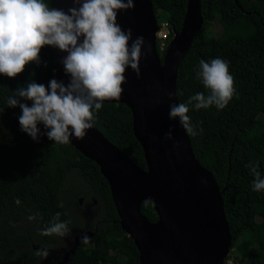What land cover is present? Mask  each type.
Returning a JSON list of instances; mask_svg holds the SVG:
<instances>
[{
	"label": "trees",
	"instance_id": "16d2710c",
	"mask_svg": "<svg viewBox=\"0 0 264 264\" xmlns=\"http://www.w3.org/2000/svg\"><path fill=\"white\" fill-rule=\"evenodd\" d=\"M42 2L50 7L51 0ZM152 2L159 29L169 24V46L183 27L188 0ZM201 2L204 27L180 65L178 99L179 103H187L198 92L208 94L197 77L201 59L228 62L234 79L233 98L222 110L215 106L196 110L190 105L188 114L198 126L197 135L190 139L198 161L225 191V213L233 238L225 264H264V191L252 190L254 177L247 167L250 161L258 162L264 178V123L259 119L264 114V0ZM161 15L164 20H160ZM215 20L228 26V38L219 39L209 33ZM157 48L163 59L166 50H161L159 39ZM39 59V66L32 62L15 78L0 74V264H42L41 257L35 255L42 248L56 254L57 260L69 252L68 264H140L139 251L120 225L110 186L99 166L70 143L49 140L42 123L38 124L39 139L34 141L21 130L22 110L8 107L7 99L29 81L47 87L50 80L56 79L53 46H44ZM23 102L31 106L30 101ZM93 126L140 168L147 169L126 105L103 102L102 109L93 112ZM71 183L81 189L77 196H89L92 209L97 211L88 227L95 233L94 238L82 244L74 256L71 250L75 243L56 248L60 236L27 235V227L23 226L32 221L40 232L57 212L61 213V221L72 223L65 202ZM141 211L149 221H158L152 201L144 202ZM29 216L37 218L29 220Z\"/></svg>",
	"mask_w": 264,
	"mask_h": 264
},
{
	"label": "water",
	"instance_id": "95a60500",
	"mask_svg": "<svg viewBox=\"0 0 264 264\" xmlns=\"http://www.w3.org/2000/svg\"><path fill=\"white\" fill-rule=\"evenodd\" d=\"M72 3L51 0L50 8L67 10ZM134 5L133 9L120 11L117 23L125 31L131 29L134 39L145 38L140 76L126 69L120 98L104 102L124 104L130 109L134 135L144 151L147 169L140 168L94 126L85 130L84 137L70 136L69 143L99 166L110 186L120 225L139 251L140 264H225L233 244L225 213V191L196 158L190 136L179 120L169 118L170 105L179 104L180 65L204 27L202 2L188 0L183 27L163 59L157 48L159 26L152 0H134ZM53 49L56 80L67 85L70 76L62 64L67 53ZM170 130L173 139H165ZM146 201L155 204L157 222L142 214ZM85 234L90 240L95 235L92 231ZM81 236L75 238L73 256L82 245ZM69 260L70 253L66 252L59 264H68Z\"/></svg>",
	"mask_w": 264,
	"mask_h": 264
},
{
	"label": "clouds",
	"instance_id": "9594fccd",
	"mask_svg": "<svg viewBox=\"0 0 264 264\" xmlns=\"http://www.w3.org/2000/svg\"><path fill=\"white\" fill-rule=\"evenodd\" d=\"M134 6V0H73L72 6L64 10L50 8L42 0H0V74L15 78L30 63L36 62L39 66L44 46H54L67 53L62 60L70 76L67 85L56 79L50 80L47 87L29 81L7 99L8 107L22 110L21 130L34 141L39 139L40 123L48 130V139L58 144L69 143L70 136L84 137L85 130L93 127L94 110H101L106 100L120 98L126 69L134 70L139 78L145 38L134 39L131 29L125 31L117 23L120 11ZM197 77L208 94L198 92L187 103L172 104L169 108V118L179 120L189 136L197 135L198 127L188 114L190 105L196 110L211 106L222 110L234 93L228 62L220 58L210 62L201 59ZM23 101H30L31 106ZM165 139H173L171 130ZM247 167L254 177L252 190L264 191L259 163L250 161ZM15 203L19 205L20 200ZM60 217V212L55 213L50 225L39 234L68 235L71 221H61ZM36 218L28 217L29 220ZM89 240L88 235L81 236V244L86 245ZM35 255L47 258L49 251L37 249Z\"/></svg>",
	"mask_w": 264,
	"mask_h": 264
},
{
	"label": "rangeland",
	"instance_id": "374dc122",
	"mask_svg": "<svg viewBox=\"0 0 264 264\" xmlns=\"http://www.w3.org/2000/svg\"><path fill=\"white\" fill-rule=\"evenodd\" d=\"M162 19L163 20L165 19L163 15H161L160 17V20ZM229 31L230 29L228 28V26L222 25L220 22H218V20H215L209 30V33L216 38L225 39L229 37L230 35ZM167 32L168 31H166V29L163 28L164 35ZM259 119L264 123V114L260 115ZM79 188L80 187H77V185L71 183L70 189L66 195V200H65L66 206L73 222L69 226L70 229L69 234L60 238L59 240L60 244L55 245L56 248L63 247L65 245L69 247L73 245V243H75V238L78 235H83L85 234V232L90 231V229H88L89 224L93 222V219L97 214V211L92 209V205L89 202V198H90L89 196H85L83 193L77 196L78 192L81 190ZM80 200H82V203ZM17 224H21V222ZM23 226L27 227L24 229V232L27 235H29L30 232H34V234H39V231L37 230V228L35 227L32 221L26 223ZM55 255L54 253H50L47 258L41 257V263L59 264L61 261H63L62 259L57 260ZM230 261H232V259Z\"/></svg>",
	"mask_w": 264,
	"mask_h": 264
},
{
	"label": "built area",
	"instance_id": "2783aa9c",
	"mask_svg": "<svg viewBox=\"0 0 264 264\" xmlns=\"http://www.w3.org/2000/svg\"><path fill=\"white\" fill-rule=\"evenodd\" d=\"M163 28L166 29V31H168L165 35L163 33ZM163 28L157 32V39L160 40V46H161V50L164 51L167 49L168 45L166 43V39L170 34V29H169V24H164Z\"/></svg>",
	"mask_w": 264,
	"mask_h": 264
},
{
	"label": "flooded vegetation",
	"instance_id": "af4514ba",
	"mask_svg": "<svg viewBox=\"0 0 264 264\" xmlns=\"http://www.w3.org/2000/svg\"><path fill=\"white\" fill-rule=\"evenodd\" d=\"M81 201V203H82V200H80ZM65 259V254L63 255V258H62V260H64Z\"/></svg>",
	"mask_w": 264,
	"mask_h": 264
}]
</instances>
